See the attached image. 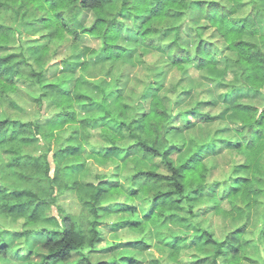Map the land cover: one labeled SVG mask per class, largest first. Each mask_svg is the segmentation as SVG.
Listing matches in <instances>:
<instances>
[{
	"label": "trees",
	"instance_id": "1",
	"mask_svg": "<svg viewBox=\"0 0 264 264\" xmlns=\"http://www.w3.org/2000/svg\"><path fill=\"white\" fill-rule=\"evenodd\" d=\"M1 13L13 15L0 18V158L10 154L0 164L22 187L0 186V212L38 227L13 235L45 237L31 264H141L90 255L153 245L161 258L148 264H199L181 261L197 245L239 264L247 233L264 250V0H0ZM67 42L69 56L46 65ZM20 85L38 90L28 101L50 117L21 121ZM91 130L105 142L93 154L123 163L96 183L73 178ZM62 191L88 218L47 214ZM203 200L227 202L223 215L244 223L212 240L196 221ZM102 226L139 236L108 243Z\"/></svg>",
	"mask_w": 264,
	"mask_h": 264
},
{
	"label": "rangeland",
	"instance_id": "2",
	"mask_svg": "<svg viewBox=\"0 0 264 264\" xmlns=\"http://www.w3.org/2000/svg\"><path fill=\"white\" fill-rule=\"evenodd\" d=\"M12 15L13 13H1V20L5 21L6 23H9L12 21ZM12 50H10L11 52ZM70 54V47L68 45V42L63 44L62 47L57 46V52L55 55L52 56L51 59L46 60V65H51V63L55 62L57 59H60L62 57H67ZM149 59L153 60L155 59V56L152 55L149 57ZM180 77V74L178 73H172L171 74V80L172 83L176 82ZM206 73H201V81L206 80ZM146 78H143V81L137 84H134V87L136 88V92L143 93L147 89V82H144ZM144 82V83H143ZM143 83V84H142ZM29 91V92H28ZM21 94L19 96H16L15 100L17 103L20 104V107L22 108V112L19 114L21 117V121L33 123L37 119L46 120L47 117H50L51 114H48L45 107L43 109L38 110L37 108H34L31 106L28 100L35 101V97L38 95V90L33 89L32 91L30 89H27L26 86L20 85V91ZM198 95H200V92L198 90V93L194 94L192 97V101H195L197 99ZM257 103L260 104V101ZM3 110V109H2ZM0 110V116L1 111ZM39 114V117L37 116ZM11 115L13 117L17 116L13 111H11ZM69 131H61V134L68 135ZM93 137L89 140L90 146H85L87 148V152L84 154V159L81 161L83 162L82 170L80 172H77L73 174V178L81 181V182H97L100 177L103 175H112L116 172V168L119 164L118 159H112V158H104V160L100 159L96 155L93 154V148L94 146H100L103 145L105 142L100 137L99 130H91ZM56 146V145H55ZM36 149L38 151H34L29 149V151L33 154H40V151L47 150V147L45 145H37ZM10 158V154L6 155L2 158H0V161L4 160L5 162L8 161ZM2 159V160H1ZM49 163L51 165V168H54V160H53V154L51 153L49 155ZM119 161V162H118ZM123 164L122 162H120ZM133 163V161H132ZM132 163L129 164V170L131 171ZM150 168H153L159 172H164V167L160 163L159 159H155L154 161L150 162ZM1 164H0V186H7L10 189L17 190L22 187V185L15 180L14 176H12L11 171L9 170L7 173H3L1 170ZM129 171V172H130ZM56 200L54 203L50 206V208L47 210V214L51 216L61 217L62 214L66 215H73L74 217H79L80 215H86L85 218H88V213L84 209L80 199L78 196L74 193L68 192V191H62V192H55ZM123 198H121L119 201H122ZM220 208L214 209V207L211 208V204L203 200V202H199L196 205L195 210L197 211L198 217L196 219L197 223L202 227L203 230H207L208 233H212V240H216L219 243H222L227 235L230 233V231L234 230L239 225L241 226L244 221L243 220H233L229 217H226L223 215V210L228 209L229 205L227 202H224L219 206ZM3 212V211H2ZM106 221H109V218L104 219ZM110 222V221H109ZM38 227L33 226L31 224H27L23 219L20 218H14L10 217L5 212H0V264H31V260L26 256L29 250H35L39 245H41L43 242H45V237L43 235H32L28 238L26 236H20V235H13L15 233L24 232L25 230L30 229H37ZM104 231L106 232L107 242L111 243L113 239L120 240V239H129V238H135L139 235L134 233H129L128 229L124 231H118L116 237H112L113 234L109 233V229L106 226H102ZM249 229V227H248ZM251 232L252 230H248ZM192 234V232H191ZM255 234L253 233H247L245 235V238L249 241L248 242V250L245 254V258H242V261L239 264H264V250L260 251L258 246H255V242L252 241V238H254ZM106 242V243H107ZM106 243H102V247L106 245ZM161 250H156V247L153 245V248L145 251L144 253L141 252H132L131 250H124L116 253H100V254H91L90 260L94 262H101L106 261L109 259H112V257H125L128 255H134L137 256L138 259L141 260V264H148V260L150 259V256L155 258H161ZM263 252V253H260ZM38 258V257H36ZM39 259V258H38ZM194 260H200L201 263L199 264H226L223 260V257L219 254L216 256V248H213V245L208 246H202L197 245L194 248L192 247L189 251L185 252L183 256H181L182 262H188L194 261ZM52 264H63L62 262H53ZM171 264V263H168ZM172 264H178V263H172Z\"/></svg>",
	"mask_w": 264,
	"mask_h": 264
}]
</instances>
